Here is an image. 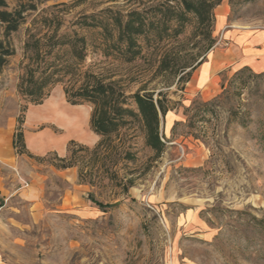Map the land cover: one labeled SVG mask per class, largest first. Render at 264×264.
Listing matches in <instances>:
<instances>
[{"label":"rangeland","instance_id":"rangeland-1","mask_svg":"<svg viewBox=\"0 0 264 264\" xmlns=\"http://www.w3.org/2000/svg\"><path fill=\"white\" fill-rule=\"evenodd\" d=\"M23 15L0 67V264H264V77L217 103L249 66L199 75L264 28V0Z\"/></svg>","mask_w":264,"mask_h":264},{"label":"crops","instance_id":"crops-1","mask_svg":"<svg viewBox=\"0 0 264 264\" xmlns=\"http://www.w3.org/2000/svg\"><path fill=\"white\" fill-rule=\"evenodd\" d=\"M233 40V39H232ZM238 52L213 51L208 59L199 67L202 81L208 82L216 76L221 66L231 63L240 53L242 65L249 66L258 72H264V28H242L237 31L233 45Z\"/></svg>","mask_w":264,"mask_h":264},{"label":"trees","instance_id":"trees-1","mask_svg":"<svg viewBox=\"0 0 264 264\" xmlns=\"http://www.w3.org/2000/svg\"><path fill=\"white\" fill-rule=\"evenodd\" d=\"M47 0H29L27 4H19L13 10H8L6 0H0V24L3 25V36L4 39L0 40V67H2L6 61V57L13 53V50L5 45L8 35L16 31L18 26L22 23L24 19L23 13L29 10H35L37 3L44 2ZM264 77V72H253L249 67H242L237 70L233 76L227 80V84L222 82L221 87L223 88L222 92L218 94L213 101L219 102L223 98L229 97V89L231 85H238L239 89H248V82L250 80L261 81ZM248 98V97H247ZM209 103H207L208 105Z\"/></svg>","mask_w":264,"mask_h":264}]
</instances>
